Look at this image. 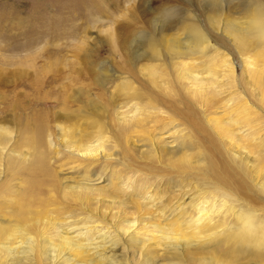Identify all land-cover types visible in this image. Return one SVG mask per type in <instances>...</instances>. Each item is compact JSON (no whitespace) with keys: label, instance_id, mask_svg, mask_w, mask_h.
Here are the masks:
<instances>
[{"label":"bare ground","instance_id":"6f19581e","mask_svg":"<svg viewBox=\"0 0 264 264\" xmlns=\"http://www.w3.org/2000/svg\"><path fill=\"white\" fill-rule=\"evenodd\" d=\"M210 1L205 12L225 19L209 16L214 31L240 57L243 76L228 49L212 44L191 15L178 9L154 18V35L145 32L128 42V33L121 40L133 56L129 72L100 63L94 77L102 95L85 92L79 113H57L59 147L53 148V159L58 172L47 170L48 154L39 151L47 143V124L40 121L32 129L37 159L27 170L51 180L31 178L20 201L40 202L50 187L79 192L76 202L85 211L80 222L71 223V215L59 212L47 221L57 229L56 240L43 228L39 240L29 232L6 239L0 231V249L10 256L4 264H264V1L231 2L227 11L220 0ZM230 11L240 17L231 19ZM60 21L55 27L50 22L52 29L44 34L65 28L69 19ZM55 68L64 69L58 63ZM43 73L32 76L20 64L8 76L30 79L34 87L63 78L61 71L45 79ZM68 99L62 97L64 106ZM8 134L0 126V177L3 158L10 156L5 155ZM137 158L170 165L176 172L172 183L162 175L149 179L134 168ZM22 161L9 158L16 174ZM191 171L212 176L214 186L202 180L206 186H201ZM164 184H170L167 195L160 190ZM24 212L17 214L20 224ZM100 215L104 226L91 220Z\"/></svg>","mask_w":264,"mask_h":264},{"label":"rangeland","instance_id":"374dc122","mask_svg":"<svg viewBox=\"0 0 264 264\" xmlns=\"http://www.w3.org/2000/svg\"><path fill=\"white\" fill-rule=\"evenodd\" d=\"M239 1L241 0H220L218 3L227 11L229 3H238ZM210 2V0H0V126H3L6 132L9 133L8 135L11 136L10 138L8 136L7 153H5V155L10 153V156L3 158L5 159L1 165L3 173L0 177V231L6 239L9 236L11 238L16 237L17 234L24 236V232H29L31 236L39 240L38 235L41 228H43L51 236V239L55 238L54 240H56L57 229H51L52 227L49 223L47 224V221L49 222L53 217H57L58 214L63 212L73 217L70 219L71 223L80 222L79 218L85 211L78 207L76 202L80 196V194H77L79 192L69 191L70 193H63L59 191V186H57V189L50 187L44 190V194L40 195L42 198L40 202L37 201L26 206L20 201L19 194L28 189V182L31 178L32 180L36 178V180L47 181V183L51 180L44 173L40 175L38 171H34L32 174L27 170L31 168L30 165L37 159L35 156L37 150H35L36 147L33 146L32 138H30L33 133L32 129L34 130L40 121L47 124L45 141L48 144L46 143V146L38 150L48 154L47 170L58 172L59 165L53 159L56 156L54 149L59 147V133L55 122L57 113H79L82 101L87 99L84 96L85 92L94 97L99 94L102 95L104 89L96 85L94 77L96 76L95 69L100 63L109 61L110 65L118 72L123 74L129 72L128 70H130L133 63V56L129 53L128 43L124 44L121 40L128 33L131 32L128 42L132 40V37L140 38L141 34L145 35L143 34L145 32L146 35H154V18H161L160 13L168 10V8L178 9L181 14L188 13L191 15V21L200 26V29L209 36L212 44H216V41H218L220 47L228 49L229 54H231L230 58L239 65L238 75L243 76L240 57L234 53V48L228 43L227 38L214 31L209 16L221 20V23L225 19L218 18L214 12H205L206 7L211 4ZM61 8H64L66 13L61 14ZM236 11L238 12V10ZM236 11H230L234 12L230 14L227 12V15L229 14L228 16L231 19L239 18L240 16L235 14ZM63 17L69 19L65 28L61 25L60 31L56 30L53 34L49 32L44 34L48 27L51 30V27L58 26ZM112 37H116L115 41H111ZM59 51L62 52L59 54ZM32 62L36 64L38 69L31 66ZM55 63H58L60 68L64 67V69H56ZM20 64H22L25 71H30L32 76L36 73L45 72V74H42V77L45 75V79V77L53 74L58 75V72L61 71L63 72V78L58 82L59 84L54 83L50 86L43 84L34 87L30 83V79L20 81L17 76H8L9 69H18ZM28 65L31 66L30 69L27 67ZM44 66H46L45 70L48 72L41 71V67ZM77 68L78 70H76ZM19 82L20 85H18ZM75 93H78V95H75ZM104 96L106 98L109 95ZM62 97H71L67 100L68 103L65 106ZM80 114L82 113L80 112ZM107 120H110V116L107 117ZM68 135H73L72 130L68 131ZM49 140H51L50 143ZM10 157H14V160L17 159L18 161L23 160L22 163L20 162L23 169L17 172L18 174L13 172V169L11 170L9 166ZM58 158L63 159L61 155ZM169 166L147 159H134V168L143 171L152 180L158 175L166 176L168 179L165 183H172L176 175V172ZM191 172L193 175H198L195 178L199 182L201 180L202 182L208 181L210 184L212 182L211 185L214 186L212 176L209 177L207 173L206 176H201L194 174L193 171ZM56 178H58V174ZM202 182L200 185L205 187L206 184ZM166 185L168 187L170 184H164L160 189L165 193L164 195H167ZM174 185H177L176 182L172 186L176 189L177 187ZM212 189L210 188V190ZM21 205L24 206L23 209L25 210L22 224L17 222V214L23 211ZM91 206L88 210L95 212L92 209L94 206ZM130 209L132 210V207L127 206L126 211L132 212ZM88 215L90 214L87 213ZM101 217V215L92 216L91 220H94V224L100 222L104 226L105 222L101 220ZM24 219L26 222H23ZM43 219H46V221ZM85 220L88 224V218H85ZM90 224L92 223L89 222L88 225L90 226ZM23 225L24 228H22ZM39 225L40 227H38ZM4 237H0V242H3ZM0 250V259L2 260L0 264H4V262L10 260V256L7 252H5L6 254L2 252L4 249L1 248ZM174 264L188 263L178 261Z\"/></svg>","mask_w":264,"mask_h":264}]
</instances>
